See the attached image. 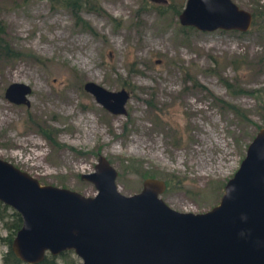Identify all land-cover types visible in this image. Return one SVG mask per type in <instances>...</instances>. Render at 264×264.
I'll return each instance as SVG.
<instances>
[{
  "label": "rangeland",
  "instance_id": "374dc122",
  "mask_svg": "<svg viewBox=\"0 0 264 264\" xmlns=\"http://www.w3.org/2000/svg\"><path fill=\"white\" fill-rule=\"evenodd\" d=\"M75 1L73 14L53 0H0L2 37L18 51L0 60V158L41 184L93 195L80 175L104 156L120 192L139 191L149 174L169 182L161 197L170 207L210 209L264 127L263 16L245 32L199 31L172 11L185 0ZM233 1L264 11V0ZM223 80L258 92L230 94ZM16 81L31 88L28 106L4 97ZM87 81L126 89V113L102 107ZM7 233L0 220V264ZM66 257L56 261L79 262Z\"/></svg>",
  "mask_w": 264,
  "mask_h": 264
},
{
  "label": "water",
  "instance_id": "95a60500",
  "mask_svg": "<svg viewBox=\"0 0 264 264\" xmlns=\"http://www.w3.org/2000/svg\"><path fill=\"white\" fill-rule=\"evenodd\" d=\"M177 18L199 31L245 32L253 20L233 0H185ZM83 88L107 111L126 113V89L111 91L91 81ZM30 93V86L18 81L4 89L6 99L26 106ZM116 175L99 156L94 171L80 175L96 189L84 195L41 184L0 158V202L21 216L10 245L14 255L26 264L65 250H72L79 264H264V127L247 144L218 203L203 212L170 207L161 197L166 184L156 177L124 194Z\"/></svg>",
  "mask_w": 264,
  "mask_h": 264
},
{
  "label": "trees",
  "instance_id": "16d2710c",
  "mask_svg": "<svg viewBox=\"0 0 264 264\" xmlns=\"http://www.w3.org/2000/svg\"><path fill=\"white\" fill-rule=\"evenodd\" d=\"M53 2L60 3L62 6H66V7L70 8L73 14H75V11H77V9L80 7V5L77 4L75 0H53ZM165 4L166 3H164V5ZM85 5H86V2H85ZM182 7H183L182 3L177 4L176 6L172 5L173 13L175 15H178L179 12L181 11ZM89 8L93 9V7H91V6ZM257 9L258 8H255L251 12L252 16H253L252 24L256 23L257 18H260L263 16V22L259 23L258 26L264 27V11H260ZM159 12L163 13V10L159 9ZM77 20H78V18H77ZM82 27L89 28L84 22L82 24ZM183 27L192 28L189 26H183ZM192 29H194V28H192ZM3 31H4V28L2 25H0V60L5 62V61H9V60L17 57L18 51H13L12 48L8 45V43L3 39V37H2ZM222 82L224 83L226 88L229 90L230 94H233V93L238 94V92H240V93L244 92V93H251V95H253L252 94L253 92H256V91L258 92V90H255V89L250 90V91H245L243 89H240L236 92H233V91H230V88H231L230 83H228L225 80H223ZM230 107L233 108L234 106L232 105ZM41 132L43 133V135L46 138L51 139L52 133H50V131H45V130L41 129ZM143 175H145L144 178L153 177L152 175H149V174H143ZM164 182H165L166 188H167V186H168L167 184L169 182H167V181H164ZM0 207H1L0 220H1L2 226L4 228H6V230L8 232L7 235L2 238L3 242L8 245V249L4 252V254L2 256V264H24L22 261H20V259L16 255H14V253L10 247L13 236L15 235L16 231L21 226V216L17 211L13 210L12 208L3 204L2 202H0ZM7 209H9L8 212L6 211ZM68 251L72 252V250H65L58 255H51L49 253H45L43 259L41 261L35 263V264H61V263H58L56 261V257L61 256V257L65 258V260H66V258H67L66 254ZM68 260H69V264H78V262H76L73 259H68Z\"/></svg>",
  "mask_w": 264,
  "mask_h": 264
},
{
  "label": "flooded vegetation",
  "instance_id": "af4514ba",
  "mask_svg": "<svg viewBox=\"0 0 264 264\" xmlns=\"http://www.w3.org/2000/svg\"><path fill=\"white\" fill-rule=\"evenodd\" d=\"M24 264H26V263H24ZM78 264H79V262H78Z\"/></svg>",
  "mask_w": 264,
  "mask_h": 264
}]
</instances>
